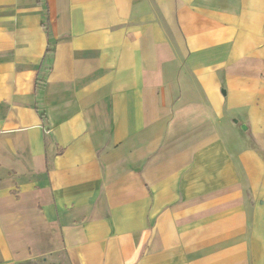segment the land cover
<instances>
[{
    "label": "crops",
    "instance_id": "obj_1",
    "mask_svg": "<svg viewBox=\"0 0 264 264\" xmlns=\"http://www.w3.org/2000/svg\"><path fill=\"white\" fill-rule=\"evenodd\" d=\"M62 253L264 264V0H0V264Z\"/></svg>",
    "mask_w": 264,
    "mask_h": 264
},
{
    "label": "rangeland",
    "instance_id": "obj_2",
    "mask_svg": "<svg viewBox=\"0 0 264 264\" xmlns=\"http://www.w3.org/2000/svg\"><path fill=\"white\" fill-rule=\"evenodd\" d=\"M64 253H62V254H60L59 256H58V259H53L51 262H50V264H57V262H59V261H64ZM58 260V261H57Z\"/></svg>",
    "mask_w": 264,
    "mask_h": 264
},
{
    "label": "trees",
    "instance_id": "obj_3",
    "mask_svg": "<svg viewBox=\"0 0 264 264\" xmlns=\"http://www.w3.org/2000/svg\"><path fill=\"white\" fill-rule=\"evenodd\" d=\"M46 31H47V34L49 36V30H48V27L46 26ZM47 54H51V50L48 48L47 51H46ZM45 69V67H44ZM39 81H43L44 80V76L41 75L39 78H38Z\"/></svg>",
    "mask_w": 264,
    "mask_h": 264
}]
</instances>
